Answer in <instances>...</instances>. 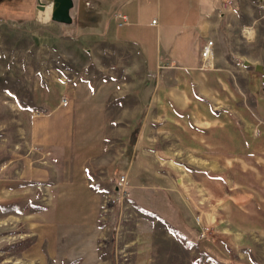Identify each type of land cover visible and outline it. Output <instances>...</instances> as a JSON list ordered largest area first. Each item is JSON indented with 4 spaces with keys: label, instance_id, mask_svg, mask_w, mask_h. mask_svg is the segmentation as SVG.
<instances>
[{
    "label": "rangeland",
    "instance_id": "obj_1",
    "mask_svg": "<svg viewBox=\"0 0 264 264\" xmlns=\"http://www.w3.org/2000/svg\"><path fill=\"white\" fill-rule=\"evenodd\" d=\"M223 3L210 19L207 70L225 87L218 101L232 98V128L210 134L190 120L223 106L213 112L194 90L206 104L191 116L178 114L162 127L124 119L138 107L120 104L144 98L132 89L142 73L126 49L49 19L32 29L0 18V177L21 186L25 199L20 211L0 207V264H14L31 243L29 213H39L41 227L53 226L57 245L70 239L72 255L58 263L57 253L56 264H264V0ZM152 82L153 94L155 84L165 87L160 75ZM101 83L110 97L83 117V91ZM60 98L77 116L73 137L39 144L30 136L31 115ZM119 176L125 196L108 207ZM83 188L93 191L94 216ZM89 238L95 250L85 259Z\"/></svg>",
    "mask_w": 264,
    "mask_h": 264
},
{
    "label": "crops",
    "instance_id": "obj_2",
    "mask_svg": "<svg viewBox=\"0 0 264 264\" xmlns=\"http://www.w3.org/2000/svg\"><path fill=\"white\" fill-rule=\"evenodd\" d=\"M29 1H31V6L13 12L9 11L6 17L0 16V18L16 24L31 26L32 29L36 28L35 26H44L46 23L36 21L38 11L36 10V0ZM223 1L115 0L111 9L110 0H94V2L79 0L76 4L73 1L74 8L71 11L75 12V17L71 16L72 24L70 26H76L75 30L78 33L83 32L81 37H90L95 40L107 39L113 46L126 49L132 57L138 60L142 79L132 89H142L144 98L138 102L132 99L127 103L120 104L138 107L137 115H126L125 120L134 123L138 120L145 123L159 122V127H162L163 122H172L178 114L183 117L191 116L193 109L203 103L206 104L195 98L194 90L205 101L211 102L213 112L216 107L221 106H223V111L216 115L204 109L202 113L192 118L190 123L197 127L199 132L205 134L215 126L231 131L232 98L229 95V98L223 99L222 104L218 101L217 91H225V87H222V82H219L216 73L201 66L199 58L202 45L207 40L212 42L210 19L220 7H225ZM110 9L111 11H109ZM15 15L16 19L9 18ZM152 21L154 24L151 23ZM159 75L165 87L158 88V85L155 84L154 93L157 94H153L152 80ZM108 86L106 83H101L94 92L88 88L83 91L85 97L81 101V105L85 106L83 117L95 113L94 106L99 104L101 98L108 99L110 97L106 94ZM118 97L119 95H114L115 99L111 98V101L117 100ZM62 99L65 98H60L58 103L46 112L31 115L30 136L39 144L51 145L57 141L66 142L72 139L77 116L69 102L65 101L61 104ZM193 120L194 122H192ZM209 134L206 135L208 139ZM144 140L147 142L148 139L144 136ZM203 142L204 140H199L201 146L207 147L209 142ZM206 161L207 164L210 163V159ZM203 167L215 168L214 165L213 167L210 165ZM12 184L7 179L0 177V207L6 206L20 211V207L24 205L25 201L23 188L21 186L13 188ZM83 197L86 199L90 213L94 216L97 202L94 200L93 191L83 188ZM38 214H27V217L34 218L28 221V234L32 237L31 243L15 257L14 264H56L57 253L63 255V258L58 259V263L68 260L66 257L72 255V247H69L70 243H67L70 239L68 238L64 240L63 244L57 245L54 240L53 226L41 227ZM6 217L16 219L19 217L23 220V215L17 213H8ZM67 233H72V231L65 232V234ZM92 240L93 238L88 240L85 259L90 258L94 253L95 244Z\"/></svg>",
    "mask_w": 264,
    "mask_h": 264
},
{
    "label": "water",
    "instance_id": "obj_3",
    "mask_svg": "<svg viewBox=\"0 0 264 264\" xmlns=\"http://www.w3.org/2000/svg\"><path fill=\"white\" fill-rule=\"evenodd\" d=\"M49 9V20L59 25L70 26L72 24L71 10L74 8L73 0H36V10ZM249 66V63H244ZM255 70L259 71L257 66Z\"/></svg>",
    "mask_w": 264,
    "mask_h": 264
},
{
    "label": "built area",
    "instance_id": "obj_4",
    "mask_svg": "<svg viewBox=\"0 0 264 264\" xmlns=\"http://www.w3.org/2000/svg\"><path fill=\"white\" fill-rule=\"evenodd\" d=\"M119 17L124 20L123 17H121L119 15ZM152 24H154V21L151 22ZM212 48H213V45H212V42L210 40H207L201 47L200 51H199V58H200V61H201V66L202 67H205V68H208V64L210 62H212V56H213V53H212ZM65 103V100L62 99L61 100V104ZM126 186V179L124 176H119L116 181H115V188H114V194L113 196L111 197V199H109L107 201V205L108 207L110 206H113L114 204L120 202L124 196H125V193H124V188Z\"/></svg>",
    "mask_w": 264,
    "mask_h": 264
},
{
    "label": "trees",
    "instance_id": "obj_5",
    "mask_svg": "<svg viewBox=\"0 0 264 264\" xmlns=\"http://www.w3.org/2000/svg\"><path fill=\"white\" fill-rule=\"evenodd\" d=\"M92 1L94 2V0ZM29 6H31V1L29 0H0V16L6 17L9 11H17V9ZM79 34L82 35L83 32H79Z\"/></svg>",
    "mask_w": 264,
    "mask_h": 264
},
{
    "label": "bare ground",
    "instance_id": "obj_6",
    "mask_svg": "<svg viewBox=\"0 0 264 264\" xmlns=\"http://www.w3.org/2000/svg\"><path fill=\"white\" fill-rule=\"evenodd\" d=\"M49 19V9L45 8L43 11L39 12L38 21L40 23H46ZM212 62L208 65L210 66Z\"/></svg>",
    "mask_w": 264,
    "mask_h": 264
}]
</instances>
